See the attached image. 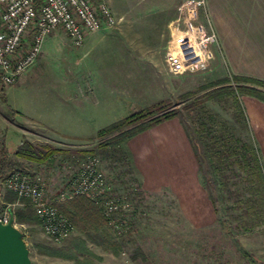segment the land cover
<instances>
[{"label":"rangeland","instance_id":"obj_1","mask_svg":"<svg viewBox=\"0 0 264 264\" xmlns=\"http://www.w3.org/2000/svg\"><path fill=\"white\" fill-rule=\"evenodd\" d=\"M91 1L107 4L116 18L114 26L121 23L130 25L129 38L148 44L141 50L143 63L137 64L142 77L125 81L128 89L142 86L143 96L127 103L125 112L121 109L120 113L111 115L125 113L127 116L155 102L168 101L170 109L178 111V115L171 119L178 121L190 143L193 154L190 164L174 163L175 166L169 168L166 160L163 162L164 174L160 171L158 178L147 179L129 152L127 144L131 138L117 148L103 150L97 146L95 136L88 140L61 138L51 134L40 122L34 121L42 128L27 121L25 127L19 116L13 120L12 99L7 96L13 87L19 94L15 104L21 108H24V102L33 108L39 106L35 101L30 102L29 97L24 101V89L28 96L34 94L36 98L45 90L51 95L57 93L51 75L61 72L62 68L66 70L70 59L63 57L58 45L53 46L51 58L28 67L24 71L25 80L19 86L12 84L2 90L0 148L3 146L7 151L15 169L41 176L44 199L49 201L54 200L65 187L81 162L94 156L99 160L107 182L106 199L113 198L127 205L121 203L110 220L111 217L102 212L101 202L105 198H90L101 208L100 215L107 224L99 217H93L91 224L84 225V231L82 227L73 225V232L59 243L50 241L43 233L30 199L10 191L6 193L1 185L0 215L5 212L12 215L14 226L23 233L33 264H63L59 259L64 258L52 251L67 247L73 237L84 242L83 249L80 245L78 249L73 247L72 251H88L86 254L90 256L78 257L79 261L87 264H264V150L259 138L262 121L257 119L264 117V104L245 93L222 90L223 87H236L231 78L234 68L224 62L220 48L216 46L214 58L205 69L171 70L167 54L173 51L175 56H180L176 42L186 27L185 21L181 20L184 16L177 10V5L183 0L174 2L172 6L158 0ZM126 8H158L167 14L117 16ZM145 20L149 23L147 30L142 26ZM191 22H205V9L198 10ZM62 35L55 30L53 37L64 43L66 38ZM224 78L227 81L219 82ZM239 84L260 88L253 83ZM216 89L219 91L213 97L207 96ZM51 99L48 98V102ZM250 101H255L254 106ZM46 104L42 102V105ZM34 118L40 120L41 116L34 115ZM22 140L50 145L65 152L55 154L43 163L29 161L14 154ZM84 150L91 152L83 153ZM209 192L214 197L220 194V198H215L216 206ZM68 200L56 204L59 207ZM25 206L32 209L35 222L16 221L13 211ZM221 220L226 222L228 229L222 228ZM108 235L119 244L116 253L105 248L109 243ZM37 245L44 247L39 249ZM242 251L250 258L247 259ZM67 260L68 264H79L75 260Z\"/></svg>","mask_w":264,"mask_h":264},{"label":"crops","instance_id":"obj_2","mask_svg":"<svg viewBox=\"0 0 264 264\" xmlns=\"http://www.w3.org/2000/svg\"><path fill=\"white\" fill-rule=\"evenodd\" d=\"M158 1L172 6L179 0ZM204 4L205 13L216 35L215 46L220 48L224 62L234 68V75L264 80V0H204ZM127 14L164 16L167 12L163 13L158 8H126L117 16ZM129 26L121 23L103 27L87 35L80 46L72 45L61 29L56 30L64 34V43L56 40L60 38L54 39V31L48 35L33 64L51 58V48L58 45L63 57L70 59V65L66 70L62 68L61 72L51 75L53 85L58 89L54 95L45 90L39 93V98L30 94L35 97L33 98L28 96L26 89L22 90L24 101L29 97L30 102L39 103L36 108L25 102L24 108L17 106L15 103L19 94L15 87L8 91L7 96L12 99L10 109L13 120L19 116L25 127L27 122L35 125L40 122L54 136L88 140L95 136L98 129L126 116L125 113H111H120L121 109L125 112L127 103H133L134 99L143 96L142 86L128 89L125 81L142 77L137 64L143 63L141 50L148 47L143 41L137 42L129 38ZM142 26L147 30L149 23L145 20ZM136 49H139L138 54ZM22 80H25L24 72L13 85L19 86ZM48 98L51 99L49 102ZM42 102L48 104L42 105ZM254 103L255 101H250L253 106ZM254 111L256 112L255 109ZM34 115H40V120L34 118ZM114 115L116 118H111ZM257 119L262 121L259 125L262 135L259 134V138L264 150V117ZM127 145L134 164L147 179L158 178L160 171L164 174L163 162L166 160L167 167L173 168L175 164H190L193 156L185 132L175 119L164 121L133 136ZM59 260L68 264L67 259Z\"/></svg>","mask_w":264,"mask_h":264},{"label":"built area","instance_id":"obj_3","mask_svg":"<svg viewBox=\"0 0 264 264\" xmlns=\"http://www.w3.org/2000/svg\"><path fill=\"white\" fill-rule=\"evenodd\" d=\"M204 0H183L177 5L181 20L186 27L176 42L178 54H167L171 70L184 68L205 69L214 58L217 39L205 13V22L195 24L191 19L198 10L204 9ZM115 16L104 2L91 0H0V89L15 83L16 79L36 60L45 38L56 29H61L74 46H80L87 35L103 27H112ZM5 191L30 199L43 233L59 243L74 230L73 224L58 205L61 200L85 195L101 202L103 213L110 217L122 202L106 199L107 182L99 167V160L89 156L79 169L71 174L54 200L44 199V182L40 175H30L20 169L10 171L0 180ZM120 201V200H119ZM126 206V204H123ZM9 213L0 215L7 223ZM110 220L112 218H109ZM14 225V224H13Z\"/></svg>","mask_w":264,"mask_h":264},{"label":"trees","instance_id":"obj_4","mask_svg":"<svg viewBox=\"0 0 264 264\" xmlns=\"http://www.w3.org/2000/svg\"><path fill=\"white\" fill-rule=\"evenodd\" d=\"M231 78L234 81V83H236V87L234 88L223 87L222 90H225L228 93H233V92L234 93L237 92L240 94L245 93L246 95L253 96L264 103V80L242 76V75H232ZM222 80L227 81V79L224 78L221 79L219 82H222ZM240 82L253 83L256 86H259L260 88L243 86L239 84ZM2 90L3 89H0V96L4 99ZM218 91L219 89L218 90L216 89L213 92L208 93L207 96L211 98L215 95V93H218ZM170 107L171 106L169 105L168 101L161 100L98 129L95 133V138L98 140L97 146L103 150H107L108 148H117L121 146V144L132 138L133 136L145 130H148L168 119L177 116L178 111H176L175 109H170ZM62 152L65 151L60 148H53L50 145H46V144L41 145L38 143H32L28 140H22L20 141L14 154L16 157H20L29 161L31 160V161L43 163L46 160H49L55 154ZM86 152H91V151L89 150L83 151V153ZM195 156L197 157V155ZM13 164H14L13 161L7 155V151L4 149L3 146H1L0 180L4 178L10 171L15 169ZM8 192L9 191H7L6 193ZM258 193L260 192L258 191ZM8 195L10 194H7L6 196ZM209 196L211 198L213 205L216 206L217 202L215 198L217 197L220 198V194H217L214 197L209 192ZM7 198L9 200L13 199V197L12 198L7 197ZM258 199L259 200L262 199L260 194H258ZM262 201L263 200H261V202ZM59 209L63 211V213L68 217V219L74 226H76L77 228L82 227L81 229L83 231L84 228H86V226L84 225L91 224V220L93 217L95 218L97 216V219L99 217L102 220V222L105 221L102 215H100L101 208H99V206L93 200H91L89 197L85 195H79L74 197L73 199L66 201L63 205L59 206ZM13 214L16 221L19 222L32 223L36 221V216L33 213L32 209L26 206L15 209L13 211ZM110 217L113 218L112 215ZM119 219H122L123 221V217H120ZM220 222L222 224V228L228 229L227 228L228 226L226 225V222L224 220H221ZM104 224H107L106 221L104 222ZM228 232L231 233L230 231ZM108 237H109V243L106 244L105 248L111 249L112 252L116 253L119 248V244L112 236L108 235ZM68 243L69 244L67 247H62L59 250L52 252L64 259H72L75 260L76 262H79V264H87L86 262L79 261L78 257L90 256L86 254L89 253L88 251H72L73 247L78 249L80 245L83 246L81 247L83 249L84 242L79 237H73ZM37 247L40 249L43 248L44 246L37 245ZM242 252L247 259L250 258V256L245 251Z\"/></svg>","mask_w":264,"mask_h":264},{"label":"water","instance_id":"obj_5","mask_svg":"<svg viewBox=\"0 0 264 264\" xmlns=\"http://www.w3.org/2000/svg\"><path fill=\"white\" fill-rule=\"evenodd\" d=\"M0 264H33L23 233L13 225L11 214L7 223L0 221Z\"/></svg>","mask_w":264,"mask_h":264}]
</instances>
